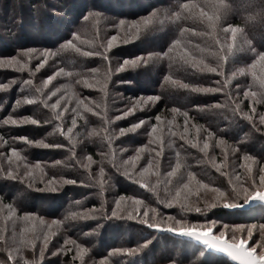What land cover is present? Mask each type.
Listing matches in <instances>:
<instances>
[{
	"label": "trees",
	"instance_id": "trees-1",
	"mask_svg": "<svg viewBox=\"0 0 264 264\" xmlns=\"http://www.w3.org/2000/svg\"><path fill=\"white\" fill-rule=\"evenodd\" d=\"M0 85V264H232L148 224L264 223V0H0Z\"/></svg>",
	"mask_w": 264,
	"mask_h": 264
},
{
	"label": "snow or ice",
	"instance_id": "snow-or-ice-1",
	"mask_svg": "<svg viewBox=\"0 0 264 264\" xmlns=\"http://www.w3.org/2000/svg\"><path fill=\"white\" fill-rule=\"evenodd\" d=\"M87 19V17L85 18ZM125 23L124 21H121V24ZM232 30V29H230ZM113 39H115V37H113ZM71 42L69 41V44ZM36 50L34 49H29L28 52L30 53H35ZM48 51L46 50L43 55L45 58H47V55H48ZM54 54V53H53ZM13 60H15V57L12 58ZM139 60V58H137L136 60H132V61H129V60H125L124 61V65L121 66V68H123L124 66H127L128 64L132 63V64H135L137 61ZM42 65H38L37 67H41ZM119 70V69H118ZM209 71H212V72H215L216 70L215 69H209ZM243 71V70H241ZM61 72H63V70L61 69ZM49 79H51V77H49ZM0 87H3V85H0ZM183 87L187 88L189 87V85L187 84H184ZM195 91H203V92H209V91H212V92H216V91H221L220 88H201V87H196L194 89ZM159 97H149L148 100L150 101H155V100H158ZM144 101H137L136 104H134L132 106V108H129L128 111L124 112L123 115L124 116H127L129 114H131V112L134 110L135 107H137L140 103H143ZM59 103V101H57V104ZM56 105H53V108H55ZM91 109H89L90 111ZM75 111V110H74ZM175 111V110H174ZM254 111V109H253ZM244 117L249 120V121H252L253 117L251 115H248L247 113H243ZM185 116H187V113H185ZM120 117H117V119H119ZM31 118H25L24 119V122H28V120H30ZM157 119H159V117H157ZM259 120H260V123L261 124H264V114H260L259 116ZM32 123H36L35 120H31ZM4 123H12V124H16L17 121L16 120H11V121H4ZM73 125L76 124V119L74 118L73 121H72ZM144 121H140V124H143ZM139 125H132L131 129H128L129 131L131 130H134L136 127H138ZM153 129L155 130V125L153 126ZM259 131V129H257ZM69 132H71V129L68 130ZM125 130L124 129H121V133H123ZM211 135V133L209 134ZM183 139V137H181ZM208 147V144L205 143L204 144V149H206ZM203 150V149H202ZM161 155L160 152H157L156 156H157V163H158V158L159 156ZM177 155H179V153H177ZM91 159V158H89ZM149 165L151 166L152 165V161L150 160L149 161ZM180 168V163L179 161H177L175 167L172 168V171L168 173V176H172V175H175L177 170ZM219 171V168L217 169ZM101 171H103V169H101ZM69 183H75V181H68ZM253 183H255V180L253 179ZM259 186L261 188H264V168H261L260 169V175H259ZM53 191H55V189H53ZM218 191V190H217ZM242 191L244 192V200L247 201L249 199H259L261 201H264V191H256L255 189H252V191H247L245 189H242ZM223 195V194H221ZM136 203H140L139 201H137ZM117 204H119V201H117ZM224 206L226 207H235L236 206V203H229V202H225L224 203ZM196 211H200L199 208L196 209ZM115 211H113V215H115ZM144 216L147 218L148 217V212L145 211L144 212ZM144 223H148L147 219H145L143 221ZM215 221L211 222V226H214L215 225ZM149 227H157V225L155 224H152V223H149L148 224ZM257 226H255L256 228ZM222 229L223 231L221 230L220 231V235L218 237H213V236H209V237H200L199 235H197L196 233H193V232H189V231H184L182 234L183 235H188V236H196L197 239L199 240H202L203 243L211 248H214L218 251H222L223 253L227 254L228 257H230L232 260H238L236 258V256L234 255V250H235V244H236V240L233 238V235H232V232H231V235H230V239L232 240V243H227V241H225L223 244L219 243L220 239L222 237H224L225 235V232L226 231H229L231 229V226L230 225H223L222 226ZM169 231H175V228H170L168 229ZM259 230L261 232V235L262 237H264V225H260L259 226ZM243 233V232H242ZM253 233V232H252ZM252 233L251 235H247L245 238L241 239L240 240V243L241 244H245L246 243V240L248 238H251L252 237ZM45 240H47V237H45ZM67 243V241H66ZM74 243V242H73ZM259 247H260V250L258 251L256 248H249V249H252L255 253V255L258 257V264H261V261L259 260V258L261 257H264V239H262L260 242H259ZM118 251V250H117Z\"/></svg>",
	"mask_w": 264,
	"mask_h": 264
},
{
	"label": "water",
	"instance_id": "water-1",
	"mask_svg": "<svg viewBox=\"0 0 264 264\" xmlns=\"http://www.w3.org/2000/svg\"><path fill=\"white\" fill-rule=\"evenodd\" d=\"M255 204L264 205V201H261L259 199H249L246 201V203L244 205L240 206L239 208H248V207L255 205ZM153 229H155L159 232H162V233L171 234V235L176 236V237L192 240L195 243L204 246L207 250H210L214 253H218V254L224 256L232 264H258V257L255 255V253L252 249H249L250 247H249L248 242H246L244 245L240 243V240L238 242H236L234 255L236 256V258L238 260H232L230 257L227 256V254L223 253L222 251H218L214 248H211V247L205 245L203 243V241L197 239L196 236H188V235L182 234L184 231H189V232L196 233L200 237H209V236L218 237L217 235H215L213 233L212 230H204L203 231V230H199V229H181V230L169 231L168 230V229H170L169 227H167V228L154 227ZM225 241H227V243H229V244L232 243L231 240H229L225 237H222L220 239L219 243L223 244ZM259 260L261 261V264H264V257L259 258Z\"/></svg>",
	"mask_w": 264,
	"mask_h": 264
},
{
	"label": "rangeland",
	"instance_id": "rangeland-1",
	"mask_svg": "<svg viewBox=\"0 0 264 264\" xmlns=\"http://www.w3.org/2000/svg\"><path fill=\"white\" fill-rule=\"evenodd\" d=\"M262 191H264V190H262ZM206 226L205 227H202L201 229L200 228H183V229H199V230H212V226H211V223H207V224H205ZM260 225H264V223H256V224H252V225H250V226H247V228L245 229V231L247 232L246 234H243L242 236H240L239 238H236L237 239V242L239 241V240H241L240 238H245L247 235H251V234H249V233H252V239L253 240H256V242H255V246L258 248V250H260V247H259V242L262 240V239H264V237H262V235H261V232H260V230H259V226ZM255 226H257L256 228H255ZM167 227H169V228H172L171 226H167ZM240 229V228H239ZM181 230V229H180ZM213 231V230H212ZM246 242H248L247 240H246ZM216 254H218V253H216Z\"/></svg>",
	"mask_w": 264,
	"mask_h": 264
}]
</instances>
